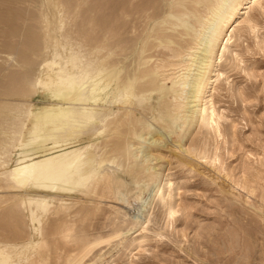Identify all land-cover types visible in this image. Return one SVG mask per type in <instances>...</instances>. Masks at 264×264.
<instances>
[{
	"label": "rangeland",
	"instance_id": "1",
	"mask_svg": "<svg viewBox=\"0 0 264 264\" xmlns=\"http://www.w3.org/2000/svg\"><path fill=\"white\" fill-rule=\"evenodd\" d=\"M127 3L128 0H0V175L19 163L21 146L40 140L32 136L38 126L31 122V113L60 102L56 87H44L43 82L56 79L60 68L70 71L75 82L89 75L95 79L101 46L106 47L103 55L113 53L107 63L129 55L130 37L124 28ZM114 5L117 14L112 12ZM260 12L256 9L251 14L257 18L255 32L233 34L223 54L224 62L237 51L234 43L238 42L244 50L243 71L231 76L225 67L218 66L229 77L223 81V76L218 83L221 97L216 107L223 118L216 121L214 130L202 128L199 123L183 142L188 146L194 139L205 138L208 142L204 156L194 161L181 159L174 148L179 146L175 134L165 133L167 137L155 145L149 140L152 135L145 134L142 139L147 141L143 142L133 134L125 137L122 129L121 142L129 144L137 155L130 162L114 160L115 165L122 166L117 173L126 185L122 194L102 198L88 195L94 185L80 194L73 192L69 197H78L80 204L55 216L49 213L43 220L42 229L44 233L49 230L52 250L57 243L61 248L100 239L79 259L80 264H264V15ZM131 60L124 59L120 64L123 76L128 74ZM119 111L123 115L124 108ZM151 118L137 111L132 120L122 119L137 131L145 121L152 122ZM94 124L92 120L81 125L84 128L75 129L77 143L72 147L89 145L92 155H105L109 150L108 130ZM97 128L100 136L93 134ZM65 131L53 139L65 142ZM23 133L26 142L19 140ZM155 138H159L157 134ZM45 141L46 147L53 146L49 134ZM154 147L161 151L151 152ZM36 148L33 145L30 151ZM132 163L147 171L134 172L135 177L125 176L122 170ZM3 174L0 207L14 204L19 208L27 195L40 194L30 187L17 188ZM167 183L173 184L170 189ZM169 203L176 211L174 216L168 215L165 204ZM18 208L7 218L0 217L7 226L4 235L10 241L17 230L25 236L22 241L34 235ZM66 228L73 240L68 245L52 235ZM138 241H146L140 249ZM21 258L30 260L31 253Z\"/></svg>",
	"mask_w": 264,
	"mask_h": 264
},
{
	"label": "bare ground",
	"instance_id": "2",
	"mask_svg": "<svg viewBox=\"0 0 264 264\" xmlns=\"http://www.w3.org/2000/svg\"><path fill=\"white\" fill-rule=\"evenodd\" d=\"M127 4L128 9L125 13L127 21L124 28L130 37V47L129 55L123 56V60L131 58L132 60L127 66L126 76L121 74L120 64L123 60L118 58L107 63L109 55L111 57L113 53L103 55L101 52L106 47L101 46L98 68L95 67L98 69L96 71L98 76L95 79L89 75L90 77L75 82L70 71L60 68L56 70L59 72L56 79L49 78L43 84L40 83L44 87L55 86L60 102L44 111L36 110L31 113V122L38 126L34 136L44 141L49 134V141L53 142L54 146L50 153L34 161L16 164L4 174L1 172L2 177L12 181L17 188L30 187L40 194L27 195L19 205L17 204L19 208L13 206L14 204L10 205L11 207H0V217L5 218L18 208V212H22L20 214L29 221L31 232L34 234L26 235L28 242L22 241L25 236L22 231L17 230L10 241L4 235L7 226L0 219V264H80L79 259L89 247L100 242V239L94 238V242L82 240L75 245L61 248L57 243L58 247H53L52 250L49 246V230L44 233L42 229L43 220L48 218L49 213L55 216L68 212L70 208L80 204L81 199L69 196L82 192L89 186H95L93 190L87 192L94 197L99 195L101 198L118 197L122 194V189L126 185L117 174L122 166L115 165L114 160L130 162L137 159V155L131 152L129 144L121 142L122 129L125 130V137L133 134L139 140L145 134L152 135L149 140H153L152 143L155 145L167 137L165 133L175 134L179 146L174 148L181 159L194 161L202 158L201 156L207 152L208 141L205 138L201 141L194 139L188 146L183 142L187 135L191 137L194 126L200 123L202 128L214 130L217 126L216 121L223 118L216 107V104L220 103L218 97H221L218 93L220 90L218 83L223 76L225 77L223 81H228L229 77L222 69L225 67L228 73H232L231 76L242 72L241 58L244 55L241 45L234 41L237 51L228 54L229 58L223 62L224 51L228 44H231L233 34L255 32L257 18L251 14L256 9L264 15V0H128ZM116 8L115 5L112 7L114 14H117ZM117 31L119 32L114 30L115 33ZM101 38L103 39L102 35ZM218 66L222 69H218ZM91 77L93 79H89ZM120 108H124L123 115L119 111ZM137 111L152 117V122H144L145 126L141 128L143 129L141 132H139L141 129L136 131L122 119L126 117L132 120ZM184 113L190 115L184 116ZM92 120L96 127L108 130L109 138L106 142L109 150L105 155L104 153L100 156L92 155L88 152L91 148L89 145L72 147L77 143L74 140L76 128H84L81 125ZM154 125L158 128H154ZM178 126L179 130L176 131ZM99 128L94 135H101ZM63 130H66L68 137L65 142L53 139L52 136ZM156 134L159 137L157 139ZM19 137L20 142L24 141V133ZM142 141L145 142L147 139ZM66 146L70 147L65 148ZM159 151L161 149L158 147L151 148V152ZM152 155L150 158H155ZM141 170L147 171L142 165L132 163L122 171L124 175L135 177L134 172ZM172 185L166 184L168 189ZM165 206L168 215L174 216L176 211L173 205L169 203ZM22 227L27 229L24 222ZM52 235L60 238L59 241L64 245L73 242L67 228L65 231H59L57 235L54 231ZM145 242L138 241L137 249ZM28 251L31 253L30 260L21 258Z\"/></svg>",
	"mask_w": 264,
	"mask_h": 264
},
{
	"label": "crops",
	"instance_id": "3",
	"mask_svg": "<svg viewBox=\"0 0 264 264\" xmlns=\"http://www.w3.org/2000/svg\"><path fill=\"white\" fill-rule=\"evenodd\" d=\"M37 130H34L32 132V136L34 135V132L36 133ZM47 135V134H45ZM37 137V136H35ZM27 136L25 135V138H24V141L23 142H26L27 140ZM50 142V141H49ZM47 142L44 140H39L37 143H30V142H27L25 143L23 146H21V149H20V157L18 159V164H24V163H29L31 161H34L35 159H38L48 153H50V149L53 148V146H49V147H46L45 144ZM50 144V143H49ZM33 145H35L37 148H36V151H30V148L33 147Z\"/></svg>",
	"mask_w": 264,
	"mask_h": 264
}]
</instances>
